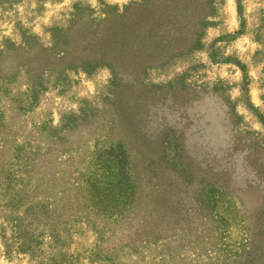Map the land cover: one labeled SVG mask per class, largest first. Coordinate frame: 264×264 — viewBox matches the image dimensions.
I'll return each mask as SVG.
<instances>
[{
	"label": "rangeland",
	"instance_id": "obj_1",
	"mask_svg": "<svg viewBox=\"0 0 264 264\" xmlns=\"http://www.w3.org/2000/svg\"><path fill=\"white\" fill-rule=\"evenodd\" d=\"M102 31L110 52L88 70L84 57L55 55L81 53L80 39ZM21 32L54 55L38 77L17 60ZM0 49L11 79L0 86V264H70L76 252L77 264H150L160 244L164 264H203L220 225L206 185L219 191L227 240L264 251V0H0ZM115 140L130 153L139 201L130 225L103 237L114 260L88 256V229L60 231L54 246L50 228L30 223L25 237V205L7 191L22 150L36 153L29 182L54 196Z\"/></svg>",
	"mask_w": 264,
	"mask_h": 264
},
{
	"label": "trees",
	"instance_id": "obj_2",
	"mask_svg": "<svg viewBox=\"0 0 264 264\" xmlns=\"http://www.w3.org/2000/svg\"><path fill=\"white\" fill-rule=\"evenodd\" d=\"M80 40H82V45H86L81 53L61 49L55 52V55L62 57V59L72 55L69 64L75 59L73 55L84 57L81 64L84 70H88L97 62L105 61L106 54L110 52L107 45L111 48L108 35L102 31L100 35H88ZM162 40L165 42L164 39ZM21 42L23 48L16 54L17 60L29 62L31 74L38 73L41 64L49 66L55 60V58H51L54 57L53 53L40 45L34 36L21 32ZM95 45L98 46L97 52H93L90 56L86 49L95 47ZM2 51L4 49H0V54ZM2 62L0 59L1 68ZM36 77H38L37 74ZM10 80V75L8 76L4 69H0V86L4 88L3 91L7 90ZM34 82L35 80H30L29 89L31 91L37 89V84ZM26 98L27 102L22 101L24 108L36 101L33 94ZM129 154L124 143L119 140L95 148L90 154L89 166L91 167L79 171V177L70 187L64 183L62 190L53 196L49 195L51 188L38 194L34 189L36 186L29 182L27 177L29 164L32 163L31 160H34L31 159V156H35L36 153L31 151L25 153V150H22L17 161L18 166L22 165V167L19 168L20 170H12L11 176L7 179V191L15 196L14 203L17 205L24 203L25 205L24 217L21 219L25 237L26 230H28L27 225L30 226V223L37 225L38 229L39 227L50 228V242L54 246L63 243L61 242L60 231H64L70 238L72 235L74 237L79 233L83 234L88 229L96 234V239L92 245L94 248L88 249L90 251L88 256L92 255L93 259H101L102 257L103 262L112 259L109 247H105L103 237L104 235L117 236L119 226L122 225L123 221H126L129 226L130 220L134 219L130 218L134 216L133 212L136 210L139 201V191H137L139 181L135 177V169ZM179 165L178 161L171 163L172 168L176 171L180 170ZM204 191L213 201L215 208L211 214L209 213V216L211 219L215 218L220 225L216 229V237L208 241L203 264H264V251H261L254 239L243 237L236 243L227 240L230 223L225 215L217 211L216 193L219 191L207 185L204 187ZM156 232L151 233L149 231V235H154ZM24 235L22 234V236ZM148 240L155 241L156 239L152 236ZM158 249L160 250L159 260L157 262L152 260L150 264H164L165 255L169 257L167 246L160 244ZM67 255L70 258V264H77L80 261L81 256L78 252ZM54 260L53 258L52 262Z\"/></svg>",
	"mask_w": 264,
	"mask_h": 264
}]
</instances>
